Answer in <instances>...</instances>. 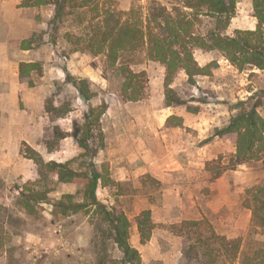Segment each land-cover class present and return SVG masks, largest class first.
<instances>
[{
    "label": "rangeland",
    "instance_id": "374dc122",
    "mask_svg": "<svg viewBox=\"0 0 264 264\" xmlns=\"http://www.w3.org/2000/svg\"><path fill=\"white\" fill-rule=\"evenodd\" d=\"M155 1L169 0H95L94 7L68 10L59 22L53 20V5L31 7L40 28L28 44L34 45L42 70L31 74L34 86H29V78L23 80L28 89L22 106L31 111L33 123L26 114L18 144L1 145L10 132L0 127V264H89L106 249L108 261L122 257L111 239L95 237L100 216L94 207L68 216L46 202L26 208L23 195L47 191L55 199L81 188L79 183L59 182L53 174L42 176L37 155L45 162L71 161L75 170L93 163L107 175L110 180L99 186L98 198L127 213L132 222L130 242L140 251L141 264H264V228L253 226L245 203L246 191L264 183V159L233 167L234 138L212 141L215 129L237 113L233 104L248 100L264 105V70L240 71L221 53L196 49L201 66L217 62L212 75L197 76L190 83L186 71H180L170 87L183 104L167 106L166 67L148 59L145 48L124 51L118 63L145 72L146 88L139 101L124 100L123 76L117 68H108L105 54L85 49L99 14L128 12L134 6L145 14ZM257 23L253 0H236L224 32L255 29ZM213 27L212 18L204 16L198 29L207 33ZM72 79L90 81V105L109 104L101 119L105 147L92 160L83 156L85 150L73 134L75 126L84 123L88 105ZM48 102L57 110L48 112ZM66 108L70 111L60 114ZM259 111L264 116V106ZM172 115L182 117L183 126H168ZM145 209L152 211L154 228L142 243L136 220ZM184 220H201L202 228L181 227ZM212 230L222 239L212 237ZM233 240L240 241L235 261L232 244H227ZM194 241H201L204 248L199 259L188 263L184 250Z\"/></svg>",
    "mask_w": 264,
    "mask_h": 264
},
{
    "label": "trees",
    "instance_id": "16d2710c",
    "mask_svg": "<svg viewBox=\"0 0 264 264\" xmlns=\"http://www.w3.org/2000/svg\"><path fill=\"white\" fill-rule=\"evenodd\" d=\"M95 0H24L23 7L51 4L54 7V22L62 21L72 8H85L93 6ZM94 7V6H93ZM236 8V0H169L166 4L152 2L148 13L143 14L141 9L132 7L128 12L106 10L99 14V21L92 27L87 37L85 49L95 54L106 55L108 68H117L123 76L121 87L122 96L127 101H139L144 95L146 81L145 72H135L126 64H118L121 54L127 50L145 48L148 59L161 63L166 67L165 86L167 88V106L183 104L176 90L170 86L177 74L184 70L188 75V82L195 83L197 76H210L217 65L213 61L201 66L195 58L194 51H217L221 53L233 66L243 71L247 67L264 70V0H253L254 16L258 23L255 29H237L234 34L228 35L224 31ZM204 16H210L214 27L207 33L198 29ZM28 40L22 43L23 49H31ZM40 62H21L20 77L27 79L32 71L41 72ZM69 78L70 75H68ZM78 89L80 96L88 105L84 114V123L76 125L74 137L79 146L85 150L83 156L93 159L105 147V135L101 126L102 116L108 111L109 104L104 101L99 106H92L90 81L79 79L70 81ZM29 85L34 82L29 79ZM261 101L250 104L248 100H241L233 104V115L223 127L215 129L213 137H233L236 153L231 159L233 167L264 159V116L259 108L263 107ZM48 112L56 108L51 102L46 103ZM57 110V109H56ZM60 110V109H59ZM190 112L198 109L188 107ZM60 114L70 109H61ZM177 120V123H171ZM168 126H183V119L172 115L167 119ZM42 176L53 174L62 183H79L80 190L76 194L65 193L60 198L52 199L47 191H37L31 195H23L22 202L27 209H34L35 203H50L64 216L70 212H80L95 208L100 218L95 222V237L106 236L116 245L122 254L121 259L108 261L106 250L96 256V260L89 264H141V253L130 242L132 222L125 210L117 204L101 201L98 198L100 185H107L110 179L101 173L93 163H87L84 170H75L71 161L58 162L51 160L45 162L40 156L35 157ZM108 171V169H107ZM221 171L217 172L219 175ZM77 195L81 196L77 200ZM246 206L252 211V224L264 228V183L258 184L246 191ZM137 225L141 234V242L146 243L154 228L151 209L143 210L137 216ZM201 220H184L181 227L202 228ZM177 227V225H176ZM212 237L222 239L215 230ZM224 240V238H223ZM226 242V241H224ZM232 244L231 260L235 261L240 249V241H228ZM201 241L192 242L185 248L184 256L188 263L201 256ZM229 252V251H228Z\"/></svg>",
    "mask_w": 264,
    "mask_h": 264
},
{
    "label": "crops",
    "instance_id": "0c3cea01",
    "mask_svg": "<svg viewBox=\"0 0 264 264\" xmlns=\"http://www.w3.org/2000/svg\"><path fill=\"white\" fill-rule=\"evenodd\" d=\"M20 2L0 0V127L10 132L6 139L0 138L1 145L18 144L19 133L23 136L26 114L30 116L31 113L22 106L28 85L20 77V63L37 62L34 45L31 49H23L22 43L40 28V22L31 7H23ZM28 122L33 123L32 116ZM219 140L222 139L216 137L212 141Z\"/></svg>",
    "mask_w": 264,
    "mask_h": 264
}]
</instances>
